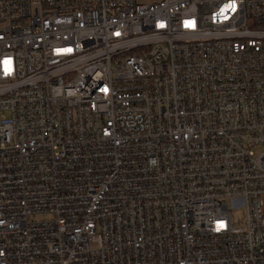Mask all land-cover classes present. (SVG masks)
I'll return each instance as SVG.
<instances>
[{"label":"built area","instance_id":"2783aa9c","mask_svg":"<svg viewBox=\"0 0 264 264\" xmlns=\"http://www.w3.org/2000/svg\"><path fill=\"white\" fill-rule=\"evenodd\" d=\"M0 264H264V0H0Z\"/></svg>","mask_w":264,"mask_h":264},{"label":"rangeland","instance_id":"374dc122","mask_svg":"<svg viewBox=\"0 0 264 264\" xmlns=\"http://www.w3.org/2000/svg\"><path fill=\"white\" fill-rule=\"evenodd\" d=\"M236 216V218H238L240 216V213L239 212H236L234 214ZM38 219H41V218H50L48 215H40V216H37Z\"/></svg>","mask_w":264,"mask_h":264}]
</instances>
